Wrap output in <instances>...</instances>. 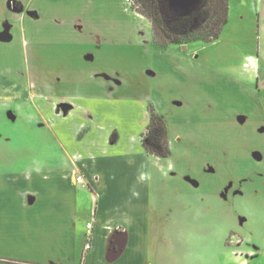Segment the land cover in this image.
<instances>
[{"label": "rangeland", "instance_id": "obj_1", "mask_svg": "<svg viewBox=\"0 0 264 264\" xmlns=\"http://www.w3.org/2000/svg\"><path fill=\"white\" fill-rule=\"evenodd\" d=\"M10 3L0 0V20L19 18V31H37L42 39L20 52L26 38L18 33L12 51L14 64L33 68L36 97L46 78L61 80L45 88L51 97H78L86 88L99 95L109 84L99 74H106L117 96L131 103L128 120L108 118L124 127L119 139L110 134L109 153L124 162L126 177L115 185L126 190V217L135 225L130 232L143 240L146 264H264V0H229L228 22L212 42L167 46L157 43L153 24V43L126 42L121 20L151 22L136 0H35L41 8L36 22L12 13ZM99 33L108 41L91 39ZM1 49L3 65L11 51ZM178 69L187 79L174 76ZM144 105L165 119L167 158L131 146L130 138L144 131L137 127ZM19 115L17 128H0L1 175L22 168L20 158H63L44 119L24 128L26 110ZM78 192L74 238L82 253L94 197L83 185ZM13 215L0 220V264H47L38 256L44 248L38 231L50 227H30L24 212Z\"/></svg>", "mask_w": 264, "mask_h": 264}, {"label": "crops", "instance_id": "obj_2", "mask_svg": "<svg viewBox=\"0 0 264 264\" xmlns=\"http://www.w3.org/2000/svg\"><path fill=\"white\" fill-rule=\"evenodd\" d=\"M30 1L26 5L11 0L10 7L12 13L36 22L41 18V8L33 5L35 0ZM125 2L129 4L130 0ZM51 3L55 4L56 0H51ZM132 17L133 24L130 20H121L126 27V42L153 43L152 23L141 16ZM18 20H0L1 50L11 51L3 60L4 64H0V128H17L19 111L25 109L29 123H24V128L31 127L34 120L44 119V125L53 129L58 148L63 149V158L48 159L42 163L34 157L20 158L18 162L25 164L22 168H16L9 175L0 174V220L7 216L13 220V214L24 212L30 227L47 224L50 229L38 231V236L42 237L39 241L44 246L38 256H42L47 264H77L79 255L80 264H146L143 240L130 232L135 225L126 217L129 208L126 190L123 185H115L119 178L123 181L126 177L122 168L124 162L120 156L109 153L112 149L110 134L117 133L119 139V129L124 127L123 124L110 122L108 118L119 116L123 122L128 120L132 116L131 103L117 96L119 91L111 85L114 78L106 74H99L109 81L102 87L105 93L99 95H93L90 88H86L78 97H51L45 88L60 85L61 80L46 78L40 83L41 96L36 97V82L33 74L29 73L33 68L24 61L14 64L12 51L17 49L15 41L18 33L26 38L19 46L20 52L42 39L37 31H19L16 27ZM75 28L84 33L82 26L77 24ZM90 36L98 42L108 41L107 34ZM30 47V52L34 54L35 47ZM174 76L187 79L181 69L174 70ZM63 103L65 111L59 110ZM141 113L137 127L144 128V131L142 135L130 138L131 146L143 145L151 120V113L145 105ZM131 151L129 148L128 152ZM79 176L83 179L82 183L77 182ZM79 185L88 187L94 197V212L87 222V225L92 224V229L89 230L86 225L87 233L91 232V249L86 250L88 240L85 236L82 253L74 238L79 214ZM142 201L143 198L139 200ZM112 242L122 243L123 246L118 257L110 261ZM244 262L248 263L243 260L241 264Z\"/></svg>", "mask_w": 264, "mask_h": 264}, {"label": "trees", "instance_id": "obj_3", "mask_svg": "<svg viewBox=\"0 0 264 264\" xmlns=\"http://www.w3.org/2000/svg\"><path fill=\"white\" fill-rule=\"evenodd\" d=\"M136 2L140 13L152 22L157 43L165 46L184 45L192 41L212 42L219 38L229 18V0H201L197 8L184 15L173 12L169 0ZM150 112L151 120L143 145L147 153L167 158L172 153L167 124L153 108Z\"/></svg>", "mask_w": 264, "mask_h": 264}, {"label": "water", "instance_id": "obj_4", "mask_svg": "<svg viewBox=\"0 0 264 264\" xmlns=\"http://www.w3.org/2000/svg\"><path fill=\"white\" fill-rule=\"evenodd\" d=\"M201 0H169L170 8L177 14H188L199 6ZM122 243L112 242L110 250V261L115 260L118 254L121 253Z\"/></svg>", "mask_w": 264, "mask_h": 264}, {"label": "built area", "instance_id": "obj_5", "mask_svg": "<svg viewBox=\"0 0 264 264\" xmlns=\"http://www.w3.org/2000/svg\"><path fill=\"white\" fill-rule=\"evenodd\" d=\"M82 181H83L82 177L79 176V177L77 178V182H78V183H82ZM87 228H88L89 230L92 229V224L89 223V224L87 225ZM90 238H91V232H89V234H88V236H87V240H88V242H87V244H86V250H90V249H91Z\"/></svg>", "mask_w": 264, "mask_h": 264}]
</instances>
